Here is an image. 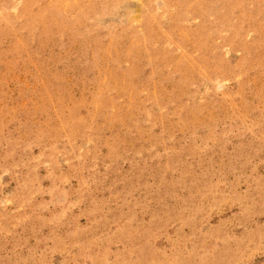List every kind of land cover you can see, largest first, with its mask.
Instances as JSON below:
<instances>
[{"label":"rangeland","instance_id":"1","mask_svg":"<svg viewBox=\"0 0 264 264\" xmlns=\"http://www.w3.org/2000/svg\"><path fill=\"white\" fill-rule=\"evenodd\" d=\"M0 264H264V0H0Z\"/></svg>","mask_w":264,"mask_h":264}]
</instances>
